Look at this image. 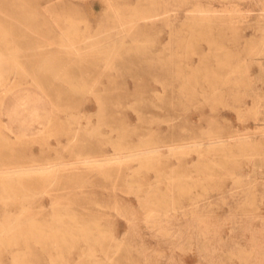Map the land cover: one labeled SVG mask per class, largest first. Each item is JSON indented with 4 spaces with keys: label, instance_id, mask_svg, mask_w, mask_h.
<instances>
[{
    "label": "rangeland",
    "instance_id": "374dc122",
    "mask_svg": "<svg viewBox=\"0 0 264 264\" xmlns=\"http://www.w3.org/2000/svg\"><path fill=\"white\" fill-rule=\"evenodd\" d=\"M1 53L0 172L54 168L1 176L0 264H264V0H0Z\"/></svg>",
    "mask_w": 264,
    "mask_h": 264
},
{
    "label": "bare ground",
    "instance_id": "6f19581e",
    "mask_svg": "<svg viewBox=\"0 0 264 264\" xmlns=\"http://www.w3.org/2000/svg\"><path fill=\"white\" fill-rule=\"evenodd\" d=\"M66 36V35H65ZM92 37V36H91ZM93 38V37H92ZM91 39V38H90ZM93 39H95V38H93ZM91 42V41H90ZM87 44H88V42H87ZM75 50L76 51H79V49L78 48H75ZM79 53V52H78ZM73 55H75L74 53H72ZM76 56V55H75ZM4 58H5V56L4 55H2V53L0 54V80L1 81H3L4 83L3 84H1V90L3 89V91H5V90H9V88H8V86H7V83H5L6 81L8 82V80H10V78H9V76L11 75V71H10V68H9V66L7 65V63H6V61L4 60ZM141 60V59H140ZM140 60H139V58L138 59H135V60H133V62L134 63H140ZM45 80H47V81H49L50 79H48V78H45V77H41V81H45ZM101 108H102V106H101ZM101 108H100V110H101ZM99 110V111H100ZM101 112V111H100ZM90 123V122H89ZM89 123H87V124H89ZM18 127H17V129L19 128V124L17 125ZM22 127H24L23 125H22ZM31 127V126H30ZM80 127V126H79ZM7 129H9V131L10 132H12V133H14L13 132V130H12V128H10L9 126L8 127H6ZM16 128H14V130H15ZM16 129V130H17ZM31 130V129H28V128H24V131L26 132V130ZM86 129V128H85ZM23 131V130H22ZM34 131V130H33ZM78 131H80V130H78ZM27 133H29V132H27ZM21 134V133H20ZM18 135V134H17ZM16 135V136H17ZM23 135L24 136H26V133H23ZM31 135H32V133H31ZM33 135H34V132H33ZM32 135V136H33ZM204 135V134H203ZM203 135H202V138H203ZM21 136V135H20ZM17 137H19V135L17 136ZM22 137V136H21ZM31 137V136H30ZM34 137V136H33ZM205 137V136H204ZM207 137H209L208 135H207ZM1 138V137H0ZM15 138V137H14ZM231 138H233V137H231ZM247 138V137H246ZM248 139V138H247ZM198 141H200V140H198ZM213 141V140H212ZM244 142V141H243ZM142 143V142H141ZM210 143V142H209ZM226 142H224V141H222V139L221 140H218V141H216V140H214L213 142H212V144H219L218 146H221V145H223L224 146V144H225ZM245 143V142H244ZM243 143V144H244ZM249 143V142H248ZM144 144V143H143ZM235 144V143H234ZM238 144V143H237ZM236 144V145H237ZM142 145V144H141ZM195 145H197V149H202L201 148V146H204V144L203 143H196L195 142ZM207 145V144H206ZM205 145V146H206ZM211 145V144H210ZM229 145V144H228ZM227 145V146H228ZM232 145V144H231ZM242 145V144H241ZM247 145V144H246ZM124 146V145H123ZM143 146V145H142ZM142 146H139V147H142ZM194 146V145H193ZM208 146V145H207ZM126 147V146H125ZM139 147H136V148H139ZM240 147V146H239ZM242 147V146H241ZM240 147V148H241ZM161 146H157V145H155L154 144V146H149V147H147V148H145L144 150H141L142 152H140V155L138 156L137 154H135L134 153V151L132 150H130V151H128V150H118L117 148V151L116 152H118V151H121L120 152V154H118V155H120L119 157H117V158H115V159H113L112 157V160H110V162H116V163H119V162H124V161H129V160H134L135 158H137V157H139L140 159H138V160H141V161H146V166H149L148 164H149V162H150V164H151V161H152V163H153V161L154 160H156V159H158L160 156H161V154H163V153H161ZM170 148V147H169ZM209 148H210V146L208 147V150H209ZM212 148V147H211ZM213 148H215V147H213ZM222 148V147H221ZM232 148V147H231ZM240 148H239V151L237 150V152H240L241 150H240ZM123 149H125V148H123ZM180 149V148H179ZM223 149V148H222ZM234 149H236V148H234ZM203 150V149H202ZM215 150V149H214ZM226 150V149H225ZM137 151V150H136ZM139 151V150H138ZM137 151V152H138ZM167 151V150H166ZM170 151V153L173 151V149H170L169 150ZM198 151V150H197ZM219 151V150H218ZM223 151V150H222ZM245 151V150H244ZM3 152H4V150H3ZM196 152V151H195ZM225 152V154H226V151H224ZM223 152V153H224ZM234 152H236V151H234ZM198 153V152H197ZM241 153V152H240ZM242 153H243V151H242ZM230 154V153H229ZM228 154V155H229ZM233 155H234V153H232ZM231 154V156H233ZM245 154V153H244ZM239 155V154H238ZM117 156V155H116ZM199 156V155H198ZM226 156V155H225ZM236 156V155H235ZM234 156V157H235ZM239 157V156H238ZM246 157V156H245ZM248 157V156H247ZM109 158V156L107 157V159ZM229 158V157H228ZM198 159H199V157H198ZM229 160V159H228ZM86 162H88L89 160L87 159V160H85ZM77 162V161H76ZM138 162V161H137ZM228 162V161H227ZM124 164V163H123ZM143 164V163H142ZM210 164V163H209ZM205 165V164H204ZM203 165V166H204ZM212 165V164H211ZM1 166V165H0ZM144 166V165H143ZM198 166V165H197ZM199 166H201V165H199ZM3 167V166H2ZM31 168L33 167H36V166H30ZM40 167V166H39ZM42 167V166H41ZM140 167V166H139ZM205 167V166H204ZM209 167V166H208ZM212 167V166H211ZM27 168V167H26ZM53 168H54V166H50V167H47V168H44V167H42V168H34V169H26V170H24V169H22L21 168V170H18V169H15V170H10L11 172H9V173H6V174H3V173H1L0 172V178H4V177H1V176H5V178L2 180V181H4V182H2V184H4V183H6V184H8V185H11V183H13V185H14V183L21 177V176H23V175H30V174H32V173H37V174H47V173H50L52 170H53ZM145 168V167H144ZM147 168V167H146ZM10 169V168H9ZM9 169H7V170H9ZM142 169V168H141ZM5 170V169H4ZM6 170V171H7ZM204 172V171H203ZM52 174V173H51ZM1 180V179H0ZM19 181V180H18ZM201 182V181H200ZM18 182H16L15 184H17ZM197 183V182H196ZM22 184V183H21ZM197 185V184H196ZM17 186V185H16ZM2 187V186H1ZM0 187V188H1ZM6 187H7V185H6ZM11 187V189H12V186H10ZM15 187V186H14ZM13 187V190L15 189L16 190V187L14 188ZM200 187V186H199ZM3 189L5 190V191H8L7 189H8V187H7V189H5L4 187H3ZM15 190H14V192H15ZM17 190H18V187H17ZM16 190V191H17ZM9 191H10V189H9ZM8 191V192H9ZM20 191V190H19ZM0 192H1V190H0ZM13 192V191H12ZM22 192V191H21ZM10 194H11V192H9ZM16 193V192H15ZM18 193V192H17ZM20 193V192H19ZM25 193V192H24ZM27 193V192H26ZM25 193V194H26ZM13 194V193H12ZM5 195V194H4ZM7 195H9V194H7ZM15 195H17V194H15ZM27 195V194H26ZM0 196H3V195H0ZM204 196V195H203ZM6 197V196H5ZM12 197H14V196H12ZM22 197V196H21ZM29 197V196H28ZM28 197H27V200H28ZM205 197V196H204ZM15 198V197H14ZM23 198H24V195H23ZM197 198V197H196ZM195 198V199H196ZM203 198V197H202ZM207 198V197H206ZM1 199V198H0ZM4 199H7L8 201L9 200H13V199H8V198H4ZM22 199V198H21ZM30 199V198H29ZM156 199V198H155ZM200 199V198H199ZM204 199V198H203ZM2 200H3V198H2ZM153 200V199H152ZM157 200V199H156ZM202 200V199H201ZM6 201V200H5ZM5 201L3 200V202L5 203ZM155 201V200H154ZM200 200H198V202H199ZM197 202V201H196ZM202 202V201H201ZM196 204V203H195ZM197 205V204H196ZM198 206V205H197ZM196 206V207H197ZM168 210V209H167ZM175 210V209H174ZM170 211V210H169ZM168 211V212H169ZM166 212V211H165ZM164 212V213H165ZM197 212V211H196ZM22 214H24V213H22ZM172 214V213H171ZM169 215V214H168ZM11 216H13V215H11ZM16 215H14L13 217H15ZM23 216V215H22ZM166 216V215H165ZM171 216V215H170ZM58 217H60V216H58ZM9 218H11L10 216H9ZM9 218H7V219H9ZM20 218V217H19ZM18 218V219H19ZM154 218V217H153ZM13 219H17V216H16V218H13ZM12 219V221L11 222H13L14 220ZM199 219V218H198ZM20 220V219H19ZM22 220H23V218H22ZM29 220H31V219H29ZM58 220L59 219H57L55 222H57L58 223ZM197 220V219H196ZM1 221V220H0ZM9 221H10V219H9ZM16 221V220H15ZM28 221V220H27ZM27 221L25 222V221H22V222H24V223H26L27 225H28V223H27ZM198 221V220H197ZM5 222H6V220H5ZM16 222H18V221H16ZM2 223H3V220H2ZM2 223H0V225H4V224H2ZM14 223V222H13ZM12 223V224H13ZM33 224H34V221L32 222ZM203 223V222H202ZM18 224H22L21 222L20 223H18ZM31 224V223H30ZM29 224V225H30ZM198 224V223H197ZM6 225V224H5ZM4 225V226H5ZM7 225H9V223L7 222ZM24 225V224H23ZM36 225L37 226H39V224H37L36 222H35V225H34V227L36 228ZM86 225V224H85ZM3 226V227H4ZM12 226V225H11ZM11 226H9V227H11ZM14 227H15V224L13 225ZM12 226V227H13ZM16 226H17V224H16ZM25 226V225H24ZM31 226H32V224H31ZM30 226V227H31ZM41 226V225H40ZM52 226V225H51ZM8 227V228H9ZM11 227V228H12ZM13 227V228H14ZM18 227V226H17ZM16 227V228H17ZM30 227H29V229H30ZM34 227H31V228H33L34 229ZM45 228H46V226H44ZM43 226H41V228H44ZM50 227V226H49ZM54 227L55 226H53V230H54ZM59 227V226H58ZM57 227V228H58ZM86 227V226H85ZM89 228L88 229H91L92 228V226H88ZM16 228H14V229H16ZM20 227H18V229H19ZM22 228H23V226H22ZM26 228V227H25ZM24 228V229H25ZM47 228H48V226H47ZM52 228V227H51ZM56 228V229H57ZM82 227H80L79 229H81ZM84 228V227H83ZM0 229H3V228H0ZM7 229V228H6ZM5 229V231L7 232V230ZM13 229V230H14ZM23 229V233H25V230ZM33 229L30 231V232H32L33 231ZM87 229V230H88ZM9 231L10 230H12V229H8ZM13 230H12V232H13ZM17 230V229H16ZM21 230V229H20ZM20 230H17V231H19V234H20ZM27 230H28V228H27ZM26 230V231H27ZM35 230V229H34ZM40 230V232H41V229H39ZM52 230V231H53ZM85 230V229H84ZM86 230V231H87ZM92 230V229H91ZM93 230H94V227H93ZM5 231H2L1 233L2 234H4V232ZM17 231H14V232H16L15 234L17 235ZM36 231V230H35ZM35 231H34V233L33 234H38V232L39 231H37L36 233H35ZM45 231V230H44ZM44 231L42 230V234H44ZM48 231V230H47ZM52 231H50V232H52ZM49 232V231H48ZM48 232H46V233H48ZM55 232V231H54ZM56 232H57V230H56ZM55 232V233H56ZM73 232H74V230H73ZM81 232V231H80ZM82 232H83V229H82ZM89 232H91L90 230H89ZM99 232V231H98ZM104 232H105V230H104ZM210 232V231H209ZM10 232H8V234H9ZM60 233V232H59ZM58 233V234H59ZM71 233V232H70ZM85 232H83V234H84ZM203 233V232H202ZM7 234V233H6ZM5 234V235H6ZM11 234V233H10ZM14 234V233H13ZM22 234V233H21ZM28 234H30L29 233V231H28ZM41 234V233H40ZM39 234V235H40ZM54 234V233H53ZM82 234V235H83ZM102 234V233H101ZM105 234V233H104ZM45 235V234H44ZM48 235V234H47ZM50 235H51V233H50ZM56 235H57V233H56ZM89 235V234H88ZM2 237H3V235H1ZM13 236V235H12ZM2 237H0V238H2ZM5 237V236H4ZM199 238V237H198ZM200 241V240H199ZM203 242V241H202ZM2 243V242H1ZM9 244V243H8ZM209 244V243H208ZM1 246V245H0ZM3 246H8V245H3ZM205 246V245H204ZM2 247V246H1ZM204 249H205V247H204ZM203 251V250H202ZM205 252V251H204ZM20 261L21 260H19V263H20ZM13 262H15V261H13ZM17 262V261H16ZM18 263V264H19ZM25 263V262H24ZM15 264V263H14ZM21 264V263H20Z\"/></svg>",
    "mask_w": 264,
    "mask_h": 264
}]
</instances>
